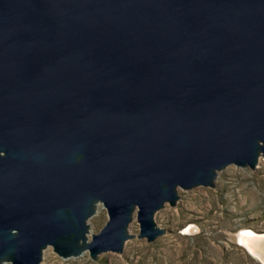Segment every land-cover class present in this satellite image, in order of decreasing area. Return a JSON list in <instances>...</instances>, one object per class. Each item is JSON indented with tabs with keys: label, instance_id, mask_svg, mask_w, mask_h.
Returning <instances> with one entry per match:
<instances>
[{
	"label": "water",
	"instance_id": "95a60500",
	"mask_svg": "<svg viewBox=\"0 0 264 264\" xmlns=\"http://www.w3.org/2000/svg\"><path fill=\"white\" fill-rule=\"evenodd\" d=\"M260 157L264 0H0V264L122 252L134 217L153 241Z\"/></svg>",
	"mask_w": 264,
	"mask_h": 264
},
{
	"label": "rangeland",
	"instance_id": "374dc122",
	"mask_svg": "<svg viewBox=\"0 0 264 264\" xmlns=\"http://www.w3.org/2000/svg\"><path fill=\"white\" fill-rule=\"evenodd\" d=\"M257 162L255 168L228 165L216 172L215 185L179 188L176 205L165 204L154 215L166 231L153 241L137 236L134 217L122 252L63 258L47 247L40 264H262L237 240L245 227L264 232V158ZM107 220V209H96L87 220L89 239Z\"/></svg>",
	"mask_w": 264,
	"mask_h": 264
},
{
	"label": "bare ground",
	"instance_id": "6f19581e",
	"mask_svg": "<svg viewBox=\"0 0 264 264\" xmlns=\"http://www.w3.org/2000/svg\"><path fill=\"white\" fill-rule=\"evenodd\" d=\"M102 207L101 202H98L95 208L99 210ZM192 228L193 226L189 225L187 230L190 231ZM237 240H239V244L246 250V253H250V256L264 264V232H258L251 229V227H245L238 233Z\"/></svg>",
	"mask_w": 264,
	"mask_h": 264
},
{
	"label": "built area",
	"instance_id": "2783aa9c",
	"mask_svg": "<svg viewBox=\"0 0 264 264\" xmlns=\"http://www.w3.org/2000/svg\"><path fill=\"white\" fill-rule=\"evenodd\" d=\"M1 264H11V262H3V263H1Z\"/></svg>",
	"mask_w": 264,
	"mask_h": 264
}]
</instances>
